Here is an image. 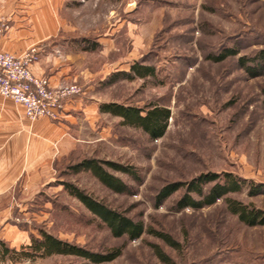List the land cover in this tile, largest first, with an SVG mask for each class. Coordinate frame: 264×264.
Masks as SVG:
<instances>
[{
    "label": "rangeland",
    "instance_id": "rangeland-1",
    "mask_svg": "<svg viewBox=\"0 0 264 264\" xmlns=\"http://www.w3.org/2000/svg\"><path fill=\"white\" fill-rule=\"evenodd\" d=\"M55 13L58 31L52 40L74 39L82 49L76 55L80 77L60 85H78L74 98L90 111L78 109L66 153L48 179L32 182L21 175L11 226L23 238L15 248L9 241L5 245L21 252L45 231L93 254L121 251L105 264H166L152 245L169 257L167 264H264V225L244 224L224 199L202 209H179L186 188L165 202L158 199L179 182L230 174L247 184L228 197L264 212V66L252 62L264 51V0H57ZM0 20L9 30V17ZM227 51L236 54L215 62ZM138 62L154 67L157 76L108 82ZM104 104L158 105L172 117L163 138L152 140L121 117L101 113ZM91 159L130 168L137 179L108 171L131 193H115L90 172L73 170ZM65 183L147 230L170 235L179 248L149 234L137 241L115 238ZM252 185L259 193L251 194ZM7 262L93 264L69 255Z\"/></svg>",
    "mask_w": 264,
    "mask_h": 264
},
{
    "label": "crops",
    "instance_id": "crops-1",
    "mask_svg": "<svg viewBox=\"0 0 264 264\" xmlns=\"http://www.w3.org/2000/svg\"><path fill=\"white\" fill-rule=\"evenodd\" d=\"M56 4L57 0H0V18L11 20L0 45L14 55L32 45L42 46L41 59L33 66V72L58 87L80 77L76 55L82 49L74 39L52 40L58 31ZM83 103L77 98L67 101L59 121L47 118L31 122L22 105L0 96V241H9L12 248L23 238L22 232L18 235L17 228L11 226L16 204H20L16 193L20 192L21 175H28L32 182L52 175L55 161L66 153L65 140L72 136L69 127L79 122L78 109L90 111Z\"/></svg>",
    "mask_w": 264,
    "mask_h": 264
},
{
    "label": "trees",
    "instance_id": "trees-1",
    "mask_svg": "<svg viewBox=\"0 0 264 264\" xmlns=\"http://www.w3.org/2000/svg\"><path fill=\"white\" fill-rule=\"evenodd\" d=\"M236 51H227L223 55L215 58V62L223 61L227 57L234 56ZM252 61V60H251ZM252 62L257 63L258 67L264 66V51L260 53ZM244 63V62H243ZM246 64V63H245ZM131 70L118 71L111 76L108 82L115 83L119 79L133 81L136 78L145 80L149 77H156V69L152 66H144L142 64H132ZM251 69V68H249ZM264 105V103H263ZM101 113H110L116 117H121L126 126L138 128L148 135L152 140L163 138L168 129L169 120L172 117V112L166 107L152 105L148 108H138L135 106H127L123 104H104L100 106ZM112 171L125 173L133 179H137V175L130 169L124 166L116 165L112 162L103 163L101 161L91 159L81 162L74 171H85L93 174L98 181L105 187L118 194H130L131 189L122 180L116 177ZM215 183L214 185H211ZM247 182L245 180L235 178L228 174L220 180L218 175L208 174L194 178V180L169 186L165 188L159 195V202H165L167 198L178 192L181 188H186L185 195L179 203V209L190 207L202 209L216 204L220 200H225L229 212L239 217L246 225L251 227L264 225V212L255 208H250L240 201L230 199L229 194L238 193L244 189ZM67 190L75 198L83 202L86 208L94 215L99 217L105 226L111 231L115 238L126 237L130 241H137L143 235L149 234L155 236L162 242L166 243L174 249L179 248V244L175 242L168 234L159 232L153 228L147 230L142 222H135L124 214H120L102 202L97 201L87 196L83 191L77 189L67 183L64 185ZM259 187L252 185L251 194L259 193ZM196 195L200 200H196L193 196ZM156 255L164 262L169 263L167 257L158 245H152ZM53 255H69L76 258L86 259L93 264H105L113 262L121 256V251L116 250L107 255L91 253L81 246L72 245L68 242H63L52 234L41 231V237L33 236L31 243L27 246H22L21 252L11 249L4 242L0 241V262H6L8 259L14 262L22 261L23 259L35 261L37 258H48Z\"/></svg>",
    "mask_w": 264,
    "mask_h": 264
},
{
    "label": "built area",
    "instance_id": "built-area-1",
    "mask_svg": "<svg viewBox=\"0 0 264 264\" xmlns=\"http://www.w3.org/2000/svg\"><path fill=\"white\" fill-rule=\"evenodd\" d=\"M7 23L0 20V40ZM40 47H30L21 54L4 51L0 45V96L20 104L30 121L50 119L59 121L67 101L81 92L78 85L55 87L49 79L36 76L33 66L40 60Z\"/></svg>",
    "mask_w": 264,
    "mask_h": 264
}]
</instances>
